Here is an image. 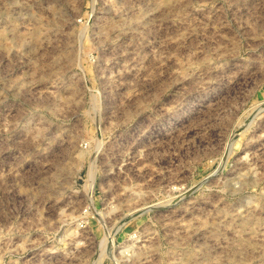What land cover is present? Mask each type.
I'll list each match as a JSON object with an SVG mask.
<instances>
[{"label": "rangeland", "instance_id": "obj_1", "mask_svg": "<svg viewBox=\"0 0 264 264\" xmlns=\"http://www.w3.org/2000/svg\"><path fill=\"white\" fill-rule=\"evenodd\" d=\"M262 237L264 0H0V264H264Z\"/></svg>", "mask_w": 264, "mask_h": 264}, {"label": "bare ground", "instance_id": "obj_2", "mask_svg": "<svg viewBox=\"0 0 264 264\" xmlns=\"http://www.w3.org/2000/svg\"><path fill=\"white\" fill-rule=\"evenodd\" d=\"M91 178H92V177H91ZM89 181H90V180H89ZM91 181H92V179H91ZM91 181H90V182H91ZM90 182H89V183H90ZM92 182H93V181H92ZM91 185H92V184L90 183V184H89V186L87 187V188H88V190H90V188H91ZM88 190H87V191H88ZM90 191H91V190H90ZM89 193H90V192H89ZM88 195H89V194H88ZM262 238H264V237H262Z\"/></svg>", "mask_w": 264, "mask_h": 264}]
</instances>
